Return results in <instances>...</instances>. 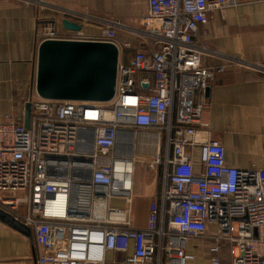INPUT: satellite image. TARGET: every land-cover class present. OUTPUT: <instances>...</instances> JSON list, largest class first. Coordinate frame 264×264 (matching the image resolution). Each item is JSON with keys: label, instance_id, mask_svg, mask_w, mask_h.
<instances>
[{"label": "built area", "instance_id": "1", "mask_svg": "<svg viewBox=\"0 0 264 264\" xmlns=\"http://www.w3.org/2000/svg\"><path fill=\"white\" fill-rule=\"evenodd\" d=\"M233 4L147 0L146 51L127 64L118 52L110 101L37 97L28 128L0 117V209L30 227L37 264H191L187 244H209V264L223 249L231 264H264V167L225 163L207 116L224 69L203 66L194 44L209 13ZM116 25L98 40L114 44ZM49 39L80 40L53 26L38 33V44ZM139 167L161 181L144 228L132 225Z\"/></svg>", "mask_w": 264, "mask_h": 264}, {"label": "crops", "instance_id": "2", "mask_svg": "<svg viewBox=\"0 0 264 264\" xmlns=\"http://www.w3.org/2000/svg\"><path fill=\"white\" fill-rule=\"evenodd\" d=\"M233 3L209 13V22L194 34V44L203 66L224 69L215 74L207 93L211 138L225 147L228 166L259 170L264 167V0ZM147 11V0H0V117L23 120L25 104L37 97L36 51L42 28L53 26L64 39L98 40L115 23L114 43L127 64L136 50L146 51L141 19ZM65 19L82 25L81 31L64 29ZM134 182L133 205L138 198L139 215L132 225L144 228L161 181L148 174L138 196L139 182ZM123 204L122 199L111 202L114 207ZM30 231L28 236L0 221V264H37ZM209 247L198 251L187 244V254L194 257L191 264H209ZM220 253L222 264H231L227 251Z\"/></svg>", "mask_w": 264, "mask_h": 264}, {"label": "water", "instance_id": "3", "mask_svg": "<svg viewBox=\"0 0 264 264\" xmlns=\"http://www.w3.org/2000/svg\"><path fill=\"white\" fill-rule=\"evenodd\" d=\"M67 31L80 32L82 25L63 20ZM118 48L115 43L95 40L43 41L36 51L34 93L57 101L108 102L115 92ZM208 93V91H207ZM31 104L24 108L23 121L29 127ZM0 221L30 236V227L0 209Z\"/></svg>", "mask_w": 264, "mask_h": 264}, {"label": "rangeland", "instance_id": "4", "mask_svg": "<svg viewBox=\"0 0 264 264\" xmlns=\"http://www.w3.org/2000/svg\"><path fill=\"white\" fill-rule=\"evenodd\" d=\"M37 97H35V98H33L34 100L36 99ZM135 176V179H137L138 180V182L139 183H137L138 185V187L136 188L135 187V194L137 195V194H141L142 193V191H143V180H144V182L146 183V178L148 177V174L147 173H145V171L143 170V168L142 167H139L138 168V170L136 171V173L134 174ZM134 177H133V179L132 180H134ZM148 180H149V178H148ZM138 196V195H137ZM136 200H135V204L133 205V214H134V216H135V218H138V209H137V202L139 201V199L138 198H135Z\"/></svg>", "mask_w": 264, "mask_h": 264}, {"label": "trees", "instance_id": "5", "mask_svg": "<svg viewBox=\"0 0 264 264\" xmlns=\"http://www.w3.org/2000/svg\"><path fill=\"white\" fill-rule=\"evenodd\" d=\"M225 250L227 251V249H225ZM220 252H221V251H220ZM220 252L217 254L219 257H220V254H221ZM227 254H228V251H227Z\"/></svg>", "mask_w": 264, "mask_h": 264}]
</instances>
